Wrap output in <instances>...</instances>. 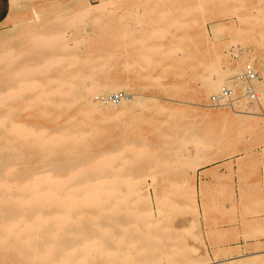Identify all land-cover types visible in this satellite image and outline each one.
I'll list each match as a JSON object with an SVG mask.
<instances>
[{
  "label": "rangeland",
  "instance_id": "rangeland-1",
  "mask_svg": "<svg viewBox=\"0 0 264 264\" xmlns=\"http://www.w3.org/2000/svg\"><path fill=\"white\" fill-rule=\"evenodd\" d=\"M101 3L107 6L89 18L80 17L81 11L92 4L85 1L78 4V10L69 7L55 10L49 17L35 15L0 31V37L6 34L11 37L0 42V166L6 161L4 168L0 167V264H41L39 259L45 245L51 244H55L51 254L57 256L54 259L66 254L68 264H73L80 257L75 251H79L78 246L87 238L109 236L108 251L112 252L114 242L121 235L124 238L118 249L127 251L129 257L135 256L133 264H196L204 257L208 261L204 264L209 261L256 264L247 260L264 253L263 229L258 233L262 237L259 241L213 247L206 240L218 238L220 234L215 231L207 236L205 227L209 220L245 222L247 218L257 223L264 219V117L261 116L264 113V47L251 43L249 32L264 33V0H98L92 5ZM254 8L263 13L254 12ZM245 18H250L249 26L242 25ZM226 20L245 32L234 37H229V33L221 36V56L216 60L213 42L208 36L217 21ZM51 26L57 29L51 32L53 36H49ZM31 35L49 39L27 41ZM236 47H241L243 55L231 59L228 51ZM245 59L251 60L258 72L259 79L254 86L260 91L259 103L241 101L234 110L205 106L208 95L214 91L208 88V81L217 78L213 71L223 72L224 83ZM191 60L196 62L190 63ZM112 74L115 80L109 79ZM109 80L113 87L104 85ZM169 82L174 84L169 89L171 100L166 103L169 109L164 111L152 110L149 100H144L139 106L131 105L130 101L121 105L122 101L115 107L101 103L102 114H96L90 112L89 104L83 99L104 95L113 89L126 94L152 95ZM85 88L91 90L85 93ZM138 98L143 100L141 96ZM196 101L203 106L194 108ZM181 102H186L188 107L180 114L175 107ZM215 112L223 114L214 117ZM70 116L72 119L67 121ZM14 122H21L33 133L26 134L25 130L12 127ZM40 124L46 126L43 133H39ZM56 135L62 136L60 141L54 138ZM123 146H129L132 151L118 154ZM107 155H111V162L108 157L103 164ZM206 158L209 162L203 167L186 166L189 160L202 162ZM72 159H75L73 164L80 162V165L71 166ZM67 160L71 164H65ZM55 164L61 165V171H57ZM66 165L72 169H61ZM244 166L247 169L241 170ZM49 167L53 169L48 171ZM44 168L49 175L44 173L46 178L40 177L38 182L42 181L41 185L45 182L46 186V181L50 184L52 178L61 187L58 190L50 184V196L45 194L48 184L45 190L42 188L44 191L37 186V176H43ZM222 168L227 174L221 172ZM260 168L262 174H259ZM243 171L248 174H241ZM187 173L192 181L187 179ZM70 174L71 182L68 181ZM120 179L121 187L117 182ZM99 182L105 187L102 184L100 187ZM148 183L152 186H146ZM223 184L231 188L225 189ZM134 185L148 191L153 216L142 215L148 203L144 198L136 205L133 203ZM110 186L116 189L113 191ZM29 187L38 189V195L37 190ZM81 191L83 195L94 194L97 199L86 202L79 197ZM43 192L46 200H41ZM188 194L191 200L187 199ZM64 200H68L67 204H63ZM157 200H160L158 210L154 206ZM40 201L45 203L42 210ZM112 230L119 233L112 234ZM235 250H242L241 255L236 256ZM120 255L115 264H125ZM89 257L95 264H114L111 256L90 253ZM230 258L237 260L228 262L226 259ZM49 263L52 262L48 260Z\"/></svg>",
  "mask_w": 264,
  "mask_h": 264
},
{
  "label": "bare ground",
  "instance_id": "bare-ground-1",
  "mask_svg": "<svg viewBox=\"0 0 264 264\" xmlns=\"http://www.w3.org/2000/svg\"><path fill=\"white\" fill-rule=\"evenodd\" d=\"M111 5V4H110ZM107 5H105V4H103V3H101V4H98V5H92V4H89L88 6H86L84 9H83V11H81V13H82V15L83 16H80V17H85V18H89V17H92L95 13H97V12H100V11H102L103 10V8L104 7H106ZM254 12H258V13H263V12H261V10L259 9V8H254ZM251 13H252V11H251ZM80 14H78V16H79ZM218 15H220V16H226V14H218ZM234 20V19H233ZM257 20V19H256ZM251 23H250V18L248 19V18H245L243 21H242V25H244V26H249ZM260 24V23H259ZM169 31V30H168ZM154 32V31H153ZM156 32V31H155ZM154 32V33H155ZM243 32H245V31H243V30H238L237 28H235V26H234V24L232 23V22H230V20H226V21H217L216 23H215V25H214V28H213V32L208 36V38L210 39L209 41L211 42H213V52H214V56H215V58H216V60L217 59H219V57L221 56L220 55V53H219V43H220V37L221 36H223V35H226L227 33H229V37H234V36H237V34H242ZM249 32H250V34H251V40H252V42L251 43H254V44H256V45H258L259 47H264V37H263V34L264 33H259V34H256L255 32H253L252 30H249ZM156 34H157V32H156ZM160 34V33H159ZM170 34V33H169ZM57 37V36H56ZM60 36H58V38H59ZM9 38H11L10 37V35H8V34H6L5 36H2V37H0V42H1V40H6V39H9ZM49 39V37L48 36H43V35H31V36H29L28 38H27V41H31V40H33V41H31V42H34L35 40H39V39ZM55 38V37H54ZM178 39V38H177ZM42 41H44V40H42ZM36 42V41H35ZM56 42V41H55ZM39 43H40V41H39ZM44 44V43H43ZM51 44H52V42H51ZM75 44H76V42H75ZM33 45V44H32ZM35 45V44H34ZM45 45V44H44ZM41 46V45H40ZM76 46V45H75ZM77 46H78V44H77ZM41 48V47H40ZM46 48V47H45ZM161 48V47H160ZM150 49V48H149ZM176 49V48H175ZM156 50V49H155ZM177 50H179L178 48H177ZM172 50H170V51H168V52H171ZM180 51V50H179ZM27 52H29V51H27ZM167 52V53H168ZM172 52H174V50L172 51ZM165 54V53H164ZM169 54V53H168ZM73 55V54H72ZM71 55V56H72ZM70 58V57H69ZM56 59V58H55ZM54 59V60H55ZM59 60V59H58ZM142 60H144V59H142ZM148 59H146V57H145V61H147ZM55 61H53V63H54ZM53 63H50V64H48L49 66H52V64ZM55 63H58L57 61L55 62ZM54 63V64H55ZM145 63V62H144ZM68 64V63H67ZM156 64V63H155ZM138 66V65H137ZM47 67V66H46ZM127 67V66H126ZM167 67V66H166ZM40 68V67H39ZM44 68V67H43ZM38 69V68H37ZM42 68H40V70H41ZM213 71V70H212ZM37 72V71H36ZM213 72H216V75H217V78H214V79H210V81H208L209 82V84H208V88H211V90L213 91V92H215V90H216V88H218L219 87V84L220 83H223V81H222V79H221V76L223 75L222 73V71H218V70H214ZM33 73V72H32ZM31 73V74H32ZM37 73H39V72H37ZM29 73H28V70H27V76L30 78V74L28 75ZM35 74V73H34ZM33 74V75H34ZM214 75H215V73H213ZM18 75V74H17ZM33 75H31L32 77H33ZM21 76H24V75H22L21 74ZM61 76H63V74H61ZM18 77V76H17ZM25 77H26V75H25ZM24 77V78H25ZM39 77V76H38ZM216 77V76H215ZM153 78H155V77H153ZM223 78V77H222ZM109 79H111V77H109ZM155 79H157L158 80V78H155ZM108 80V79H107ZM154 80V79H153ZM209 80V79H208ZM88 81V80H87ZM156 81V80H155ZM53 82V81H52ZM55 82V81H54ZM84 82V81H83ZM225 82V81H224ZM82 83V82H81ZM85 83V82H84ZM83 83V84H84ZM87 83V82H86ZM113 83L112 81H108V83H106V84H104L105 86H108V87H113L111 84ZM23 84V83H22ZM29 84V83H28ZM88 84V83H87ZM174 83H172V82H169V83H167L166 84V86L165 87H163L161 90H159V91H157V92H154V94H152V95H146V94H139V93H134V94H127V96L125 97V99L123 100V102H122V104L121 105H123V103H125V102H127V101H130V104L131 105H137L138 104V106L139 105H143V101L145 100H149V102L151 103L150 104V107H151V109L152 110H156V111H164V110H168L169 109V107L166 105V103L169 101V100H171L170 99V97H169V95H170V93H169V89H170V87L173 85ZM32 84L30 83V86H31ZM20 86H22V85H20ZM25 86V85H24ZM29 86V85H28ZM34 86V85H33ZM32 86V87H33ZM64 86V85H63ZM85 86V85H84ZM31 87V88H32ZM83 87V86H82ZM98 87V86H97ZM145 87V86H144ZM24 88V87H23ZM35 88V87H34ZM37 88H38V86H37ZM69 88V87H68ZM91 89H93V87H90ZM141 88H142V86H141ZM20 89H22L21 87H20ZM83 89V88H82ZM86 89V88H85ZM88 89V88H87ZM87 89L86 90H84V91H86L85 93H87V92H89V91H87ZM91 89H88V90H91ZM96 89V90H95ZM94 90L95 91H97V88H95ZM31 90V89H30ZM17 91V90H16ZM113 91H114V89H113ZM112 91V92H113ZM8 92V91H7ZM14 92V91H13ZM19 93H20V91H18ZM59 92V91H58ZM57 92V93H58ZM94 93V92H93ZM10 94V93H9ZM15 94V93H14ZM14 94H12V95H14ZM17 94L18 93H16V96H17ZM40 94H42V93H40ZM39 94V95H40ZM51 94V93H50ZM96 94V93H95ZM6 95H8V94H6L5 93V96ZM11 95V94H10ZM61 95V94H60ZM91 95V94H90ZM100 94H96V95H92L91 97H89L88 99H87V97H83V99H85L86 100V102L89 104V107H90V112L91 113H96V114H102V112H101V109L104 107L101 103H104V102H102V101H100V100H98V98H97V96H99ZM4 96V95H3ZM4 96V97H5ZM56 96H58L57 94H56ZM62 96V95H61ZM139 96H141L142 97V99L143 100H140L138 97ZM1 97V96H0ZM14 97H15V95H14ZM59 97V96H58ZM80 97V96H79ZM6 98H7V96H6ZM6 98H4L5 100H6ZM12 98H13V96H12ZM75 98H76V96H75ZM1 100H3V97H2V99ZM2 102V101H1ZM99 103V104H97V103ZM72 104V103H71ZM188 104L186 103V102H181V103H179V106H176L175 107V109H176V111L177 112H179L180 114L182 113V112H184L186 109H187V106ZM198 105H201V106H203V104H200L198 101H196V103L194 104V108L196 107V106H198ZM115 107V106H114ZM146 107V106H145ZM110 108V107H109ZM112 108V107H111ZM16 111V110H15ZM123 111V109L121 110V112ZM206 112V111H205ZM84 113H86V112H84ZM208 112H206L205 114H207ZM234 113V112H233ZM236 113H238V112H236ZM221 115V114H223V112H215L214 114H213V116L214 117H219L218 115ZM244 114V113H243ZM106 115V114H105ZM204 116V115H203ZM262 117H264V113L261 115ZM72 117L73 116H70L69 118H68V120L67 121H70L71 119H72ZM66 121V122H67ZM65 122V121H64ZM12 127H14V128H18L19 130L21 129V130H25V132H26V134H31V133H33V130H31V129H28V128H24L25 127V125L24 124H22L21 122H14V123H12V125H11ZM39 130H40V132L39 133H43L44 131H45V129H46V126L45 125H43V124H40L39 126ZM11 129H13V128H11ZM16 131V130H15ZM19 132V131H18ZM57 132V131H56ZM43 135V134H42ZM37 136V135H36ZM39 136H40V134H39ZM74 137V136H73ZM117 137V136H116ZM121 137V136H120ZM123 137V136H122ZM19 138V137H18ZM32 138V137H31ZM56 140H59L60 141V139L62 138V136L61 135H56L55 137H54ZM71 138V137H70ZM119 138V137H118ZM50 139H51V141H52V138L50 137ZM64 140V139H63ZM139 140V139H138ZM137 140V141H138ZM55 141V140H54ZM53 142V141H52ZM51 142V143H52ZM57 142V141H56ZM135 142V141H134ZM46 143V142H45ZM124 143L125 144H127L125 141H124ZM133 143V141L131 142V144ZM129 147V146H128ZM127 146H123L122 147V149L121 150H119L118 151V154H123V152L124 151H127L128 149L130 150V151H132L130 148H128ZM119 148V147H118ZM6 150H8L7 148H5ZM11 149V148H10ZM12 150V149H11ZM114 150H117V149H114ZM113 149H112V151H114ZM111 150H110V152H112ZM97 153H99V152H97ZM100 153H106L105 151H102V152H100ZM132 153V152H131ZM117 154V155H118ZM125 154V153H124ZM134 154V153H133ZM136 154V153H135ZM138 154V153H137ZM136 154V155H137ZM30 156V155H29ZM112 156H114V155H112ZM108 157H109V160L110 159H112L111 158V155H107V156H105L104 157V159H103V164L105 163V159H108ZM96 158V157H95ZM114 158V157H113ZM116 159H117V157H115ZM91 159V157L88 159V158H85L83 161L85 162V161H87V160H90ZM93 159H94V156H93ZM4 160V159H3ZM73 160H75V159H72V164L71 163H68V164H71V166L73 165V167L74 166H76L77 164H79V163H77V164H73ZM12 161V160H11ZM69 161V162H70ZM107 161V160H106ZM113 161H114V159H113ZM123 161V160H122ZM6 162V161H5ZM5 162H2L3 163V165H4V163ZM67 162H68V160L65 162V164H67ZM96 162V161H95ZM98 162H100V160L99 161H97V163ZM108 162V164H109V161H107ZM110 162H111V160H110ZM207 162H209V160L206 158V160H204V161H199V162H195V161H191V160H189V161H187L186 162V166H188V167H190V165L191 164H195L194 166L195 167H201L203 164H205V163H207ZM1 163V162H0ZM56 163V162H55ZM64 163V161H62L61 162V164L63 165V166H65V164H63ZM81 163H83V162H81ZM114 163V162H113ZM122 163V162H121ZM126 163V161L125 162H123L122 164H125ZM7 164V163H6ZM38 164V163H37ZM40 164H43V163H40ZM46 164V163H45ZM59 164V163H58ZM67 164V165H68ZM101 165H102V162L100 163ZM115 164V163H114ZM3 165H1L2 166V168H4V166ZM8 165V164H7ZM56 165V164H55ZM66 165V166H67ZM80 165V164H79ZM78 165V166H79ZM0 166V167H1ZM54 166V165H53ZM52 166V167H53ZM59 166H61V165H59ZM59 166H55V167H58V169L59 170H57V168H56V170L57 171H61L60 170V167ZM62 166V167H63ZM70 166V165H69ZM67 166V167H61V169H72V167L70 166ZM93 166H95V165H93ZM104 166V165H103ZM110 166V164L108 165V167ZM51 167V169H53ZM107 167V166H106ZM106 167H104V168H106ZM203 167V166H202ZM94 168H96V167H94ZM94 168L93 169H91V170H94ZM101 168V167H100ZM121 168V167H120ZM47 169V168H46ZM50 169V167L48 168V171H50L49 170ZM191 169V168H190ZM194 169V168H193ZM192 169V170H193ZM9 170V169H8ZM45 170V168L43 169V176L41 175H39V177L37 176V182L38 181H40V180H38V178H40V177H44V173L46 174L45 176H47V175H49V174H47L46 173V171H44ZM55 170V169H54ZM98 170V168L96 169V171ZM106 170H107V168H106ZM118 170V169H117ZM119 170H121V169H119ZM63 171V170H62ZM71 171V170H70ZM200 171H203L202 170V168H200ZM10 172V171H9ZM42 172V171H41ZM41 172H39L38 171V173H41ZM90 172V171H89ZM104 172H105V170H104ZM113 172V171H112ZM58 173V172H57ZM79 173H81L80 171H79ZM185 173V172H184ZM193 173H194V171H192L191 172V174L193 175ZM35 174H37L36 172H35ZM73 174V173H72ZM72 174H70V175H68L69 176V179L70 180H68V181H70L71 182V175ZM85 174V173H84ZM113 174H114V172H113ZM188 174V177H187V179L189 180V181H192V178L190 177L191 175H190V173H187ZM186 174V175H187ZM75 175V174H74ZM79 175V174H78ZM112 175V174H111ZM190 175V176H189ZM67 176V177H68ZM114 176V175H113ZM231 178H232V174H230L229 175ZM75 177V176H74ZM76 177H79V176H76ZM108 177H111V176H108ZM44 178H46V177H44ZM72 178H73V176H72ZM24 179H26V178H24ZM43 179V178H42ZM74 179V178H73ZM132 179V178H131ZM149 179V178H148ZM152 180H154L153 178H151ZM1 180V179H0ZM33 180H36V178H34ZM47 179H45V181H46ZM63 180V179H62ZM61 180V181H62ZM76 180V179H75ZM94 180V179H93ZM138 180V179H137ZM140 180V182H141V179H139ZM151 180V181H152ZM53 180H52V178H51V185H52V183H53V185H55V181L54 182H52ZM66 181V180H65ZM64 181V182H65ZM106 182H107V180H105ZM121 181H122V179H120V181H117L118 183H120V184H118V185H120V187H121ZM125 182H123V183H125L127 186L129 185V184H127V183H129V182H126V180H124ZM130 181V180H129ZM136 181V180H135ZM42 182V181H41ZM41 182H38V184H37V186L38 185H40V186H38V189H41L42 191H44L45 190V188L47 187V184H48V187L46 188V191L45 192H47V193H45V192H43V194H42V196L43 197H41V198H43V199H41L40 197V199L41 200H46V198L44 197V193L45 194H49L48 192H49V190H48V188L49 187H51L50 186V184L48 183L49 181H46V186H45V182L43 183L44 185H41L42 183ZM67 182V181H66ZM65 182V183H66ZM96 182V181H95ZM111 184H112V180L111 181H109ZM134 182V181H133ZM138 182V181H137ZM145 181H143V183H144ZM187 182V181H186ZM32 183H35L34 185H36V182L34 181V182H32ZM31 183V184H32ZM63 183V182H62ZM102 183H103V181H102ZM102 183H100L99 182V184L98 185H100V187H101V184ZM105 183V182H104ZM109 183V184H110ZM131 183V186H133V184H132V181L130 182ZM135 183V182H134ZM152 184H153V182H151ZM202 183H204V181L202 182ZM58 185H59V183H57ZM61 184V183H60ZM89 184V183H88ZM145 184V183H144ZM152 184H150V183H148L146 186H148V185H151L152 186ZM25 185V184H24ZM24 185H23V187H24ZM30 185V184H29ZM34 185H31V186H33L34 187ZM93 184L91 183L90 184V186H91V189H92V186ZM98 185H97V187H95V190H96V188L98 189ZM104 184H102V186H103ZM107 185V184H106ZM113 185H115V187H117L118 185H117V183H115V184H113ZM113 185H111L112 186V188L114 187ZM125 185V186H126ZM1 186V185H0ZM37 186H35V187H37ZM41 186H43V187H41ZM62 186V185H61ZM63 186H65V185H63ZM84 186V185H83ZM96 186V185H95ZM109 186V185H108ZM111 186H110V188H111ZM124 186V187H125ZM130 186V185H129ZM203 186V185H202ZM26 187V186H25ZM28 187V186H27ZM33 187H29V188H32V189H34ZM53 187V186H52ZM58 188V187H60V185L59 186H54V188ZM85 187H88L87 185L85 186ZM104 187H105V185H104ZM123 187V186H122ZM229 187H230V185H229ZM229 187H225V189H228ZM44 190H43V189ZM56 188V189H57ZM61 188V187H60ZM63 188V187H62ZM79 188V187H78ZM83 188V187H82ZM111 188V189H112ZM132 188V187H131ZM152 188H154V187H152ZM231 188V187H230ZM13 189V188H12ZM38 189H34L35 190V192H36V190L38 191ZM53 189V188H52ZM73 189V188H72ZM89 189V191L91 190L90 188H88ZM116 189V188H115ZM114 189V190H115ZM118 190L120 189L119 187L117 188ZM129 189V188H128ZM148 189V188H147ZM204 189V188H203ZM9 190H11V188H9ZM24 190H25V188H24ZM31 190V189H30ZM29 190V191H30ZM48 190V191H47ZM58 190H59V188H58ZM58 190H56L55 192L57 193L58 192ZM75 191H76V189H74ZM74 190H72V191H74ZM78 190H80V189H78ZM84 190H86L85 188L83 189V192H84ZM110 190V189H109ZM113 190V189H112ZM112 190H111V192H112ZM113 190V191H114ZM202 190V189H201ZM26 191H27V189H26ZM72 191H71V194H73L72 193ZM120 191H121V189H120ZM119 191V192H120ZM23 192V191H22ZM31 192V191H30ZM51 192H54V190L52 191L51 190ZM107 194H108V192L107 191H105ZM116 192V191H115ZM122 192V191H121ZM133 192L135 193V198L133 199V203L136 205V204H138V202H140L141 201V199H145L147 202H148V199H147V192H146V190L144 189V191H142L141 190V188L139 187V186H135L134 185V189H133ZM37 193V195H38V193H39V191L38 192H36ZM60 193V192H59ZM81 193H82V191H81ZM102 193V192H101ZM105 193V194H106ZM109 193H110V191H109ZM117 193H118V191H117ZM11 194V193H10ZM13 194H15V192L13 193ZM12 194V195H13ZM52 194V193H51ZM70 194V193H69ZM74 194H75V192H74ZM85 194H86V191H85ZM130 194V193H129ZM193 194V193H192ZM192 194H191V196H192ZM7 195H9V194H7ZM32 195V194H31ZM30 195V196H31ZM35 195V194H34ZM57 195H59L58 193H57ZM61 195V194H60ZM59 195V196H60ZM82 195V196H81ZM79 197H81L82 198V200H84V201H88V200H93L94 198H95V196H93V195H83V193L81 194ZM98 195V194H97ZM96 195V197H98V196H100V195H98L97 196ZM110 195H113V193L111 194L110 193ZM116 195V194H115ZM114 195V197H117V196H115ZM128 195V194H127ZM40 196V195H39ZM46 196V195H45ZM48 196H50V194L48 195ZM48 196H46V197H48ZM55 196V195H54ZM53 196V197H54ZM58 196V197H59ZM66 196V195H65ZM71 196V195H70ZM73 196V195H72ZM108 196V195H107ZM118 196L120 197H122V195L120 194H118ZM188 196H189V194H188ZM34 197V196H33ZM56 197V196H55ZM54 197V198H55ZM62 197V196H61ZM105 197V196H104ZM7 198V197H6ZM65 198V197H64ZM106 199H107V197H105ZM118 198V197H117ZM50 199V198H49ZM49 199L46 201V202H48L49 201ZM65 199H69V198H65ZM97 198H95V200H96ZM99 199V198H98ZM101 199H102V197H101ZM123 199V198H122ZM121 199V201H124V199L122 200ZM187 199H190L191 200V198H190V196H189V198H187ZM4 200V199H3ZM21 200V199H20ZM37 200V199H36ZM35 200V201H36ZM56 200H58V198L56 199ZM117 200V199H116ZM115 200V201H116ZM2 201V200H1ZM0 201V202H1ZM9 201V200H8ZM25 201V200H24ZM38 201V200H37ZM52 201H54V200H52ZM66 200H64V202H65ZM70 201V200H69ZM72 201H74L73 199H72ZM18 202V201H17ZM29 202V201H28ZM40 202H42V201H40ZM44 202V201H43ZM43 202L40 204V206H41V208H40V210H42V206L45 204H43ZM66 202H68V200L66 201ZM63 203V204H67V203ZM27 203V202H26ZM36 203V202H35ZM52 203V202H51ZM57 203H58V201H57ZM56 203V201H55V204L58 206V204ZM70 203V202H69ZM72 203V202H71ZM77 203V202H76ZM61 204H62V202H61ZM74 204V203H73ZM104 204H106V203H104ZM159 204H160V200H157V201H155V203H154V206H155V208H156V210H158L157 208L159 207ZM60 205V204H59ZM76 205V204H75ZM114 206H117V204H115ZM168 206V205H167ZM65 207V206H64ZM68 207V206H67ZM97 207V206H96ZM95 207V208H96ZM118 207V206H117ZM72 208V207H71ZM111 210V209H110ZM152 211H153V206H152V204L151 203H147V205L142 209V215H145V216H147V217H151V216H153L152 215ZM35 214H36V210H35V212H34ZM39 213H41V211L39 212ZM156 213V212H155ZM173 213V212H172ZM42 214V213H41ZM41 214H38L39 216L41 215ZM114 214V213H113ZM38 216V217H39ZM61 216H64V215H61ZM134 216V215H133ZM66 217V216H65ZM13 219V218H12ZM44 219V218H43ZM54 219V218H53ZM68 219V218H67ZM108 219V218H107ZM132 219H133V217H132ZM37 220H38V218H37ZM40 220V219H39ZM9 221H11V220H9ZM42 221V220H41ZM56 221V220H55ZM81 221V220H80ZM154 221V220H153ZM44 221H42V223H43ZM81 223V222H80ZM119 223V222H118ZM129 223H130V221H129ZM16 224V223H15ZM32 224V223H31ZM154 224V223H153ZM25 224H23V226H24ZM38 225V224H37ZM14 226H16V225H14ZM13 226V227H14ZM135 226H138V225H135ZM134 226V227H135ZM153 226H155V225H153ZM10 227H12V226H10ZM85 227H86V225H85ZM124 227V226H123ZM147 227H149V226H147ZM27 228V227H26ZM86 228H88V227H86ZM125 228V227H124ZM145 228V227H144ZM156 228V227H155ZM24 229H25V227H24ZM22 230V229H21ZM50 231H52L51 229H49ZM139 231H141V230H139ZM143 231V230H142ZM21 232V231H20ZM116 232V234H118L119 233V231H117V230H112L111 231V233L112 234H114ZM136 233V232H135ZM23 235V234H22ZM87 235V234H86ZM104 235V234H103ZM128 235V234H127ZM129 235H131V234H129ZM138 235H139V233H138ZM137 235V236H138ZM144 235V234H143ZM123 235H121V236H119V240H117V241H115L114 242V244H115V246L114 247H112L113 248V251L111 252V251H108V247H109V245H110V243H111V239L109 238V236L107 237V236H104V237H102V238H94L93 236L92 237H89V238H87V240L82 244V245H80V246H78V250L79 251H75V252H77V253H75L76 255H78L79 254V256L80 257H77V259H75L74 260V263L73 264H81V263H83V264H95V262H94V260L93 259H90V257L88 258V255L90 256V253H96L97 255H99V256H103V257H108V256H111V263H114L115 264V262H117V260H119V258H118V256L121 254L122 255V257L123 258H121V260L122 261H124V263L125 264H133V262H134V260L132 259V257H135V256H132V257H129L128 255H129V253L127 252V251H125V250H122V251H119V244H120V242H121V239H123L124 237H122ZM136 236V235H135ZM36 239V238H35ZM135 239V238H134ZM133 239V240H134ZM36 241V240H35ZM35 241H34V245H35ZM129 243V242H128ZM69 244V243H68ZM68 244H66V245H68ZM80 244V243H79ZM180 244V243H179ZM133 245H134V242L133 241H131V247H133ZM143 245V244H142ZM33 247V246H32ZM45 247H46V249L44 250V252L42 253V257L39 259V261H40V263L41 264H48V260H50L52 263H49V264H68L69 262H70V260H69V258L66 256V254H62L60 257H58L57 259H54V258H56L55 257V255L52 257V255L51 254H53L52 252H54L53 250H52V248H54L55 247V244H51V245H45ZM50 247V248H49ZM70 248V246L68 245V246H66V248ZM141 247V246H140ZM35 248V247H34ZM65 248V249H66ZM111 248V249H112ZM34 251V250H33ZM72 251H74L73 249H72ZM242 250H235L234 252H236L235 254H236V256H239V255H241V252ZM195 252V251H194ZM34 253V252H33ZM69 253V252H68ZM132 253V252H131ZM71 254V253H70ZM191 254H192V252H191ZM76 255H74V256H76ZM120 255V256H121ZM93 256V255H92ZM91 256V257H92ZM216 256V254L214 255V257ZM161 257V256H160ZM124 259V260H123ZM153 259V258H152ZM228 262H231V261H235V260H237V258H230V259H226ZM223 261V260H222ZM32 262H33V259H32ZM196 262H198V263H196V264H204V263H208V261H207V258L206 257H204V258H200V259H198ZM210 263L209 264H220L219 262H214V261H209ZM239 262H242V261H239ZM239 262H234V264H238ZM245 262V261H244ZM247 262H249V263H256V264H264V253L263 254H260V256H254L253 258H250V259H248L247 260ZM104 262H102V264H103ZM159 263H162V262H159ZM184 263H186V262H184ZM183 263V264H184ZM193 262H187V264H192ZM241 264V263H240Z\"/></svg>",
  "mask_w": 264,
  "mask_h": 264
},
{
  "label": "crops",
  "instance_id": "crops-1",
  "mask_svg": "<svg viewBox=\"0 0 264 264\" xmlns=\"http://www.w3.org/2000/svg\"><path fill=\"white\" fill-rule=\"evenodd\" d=\"M96 3L98 0H0V31L11 28L14 25L20 24L22 21L26 20L28 17H33L35 15L49 17L54 14L55 10H63L69 7H74L76 10L79 9L78 4H84V2ZM49 33L57 30L54 26L49 27ZM52 34V33H51ZM49 35V36H53ZM203 48V45H201ZM192 61L190 63H195ZM124 76L121 77V80H124ZM111 79L115 80L113 74ZM231 161V160H230ZM227 162V161H225ZM220 169V168H219ZM232 169L235 170V165L233 164ZM247 167L244 166L241 170H246ZM259 174H262V168L259 169ZM223 174H227L225 168H222L221 171ZM241 174H248V172H241ZM200 183L197 187V192ZM222 187H225L223 184ZM245 222L240 221H230L229 219H223L219 223L214 221H207L206 223V233L209 236L210 233L219 232L220 237H214L206 240V243L209 241L212 242L213 247H221L225 245H230L234 243H249L254 240H261L262 237L258 233L263 229L264 230V219L262 222L255 223L249 219H245ZM243 234L245 238H243ZM257 234V235H256Z\"/></svg>",
  "mask_w": 264,
  "mask_h": 264
},
{
  "label": "built area",
  "instance_id": "built-area-1",
  "mask_svg": "<svg viewBox=\"0 0 264 264\" xmlns=\"http://www.w3.org/2000/svg\"><path fill=\"white\" fill-rule=\"evenodd\" d=\"M241 47L229 49L231 59L242 57ZM259 79L258 72L251 60L245 59L240 69L229 77L219 88L208 95L206 105L210 108H228L234 110L235 106L244 101L245 103H259L260 91L254 86ZM127 96L124 91L116 90L97 96L98 100L112 105H119Z\"/></svg>",
  "mask_w": 264,
  "mask_h": 264
}]
</instances>
